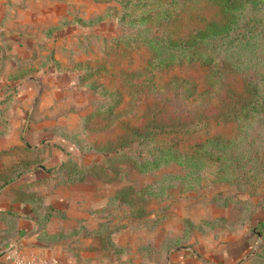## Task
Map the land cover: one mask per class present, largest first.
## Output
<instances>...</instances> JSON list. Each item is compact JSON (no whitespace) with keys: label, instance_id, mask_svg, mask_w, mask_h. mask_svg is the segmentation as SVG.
Wrapping results in <instances>:
<instances>
[{"label":"rangeland","instance_id":"rangeland-1","mask_svg":"<svg viewBox=\"0 0 264 264\" xmlns=\"http://www.w3.org/2000/svg\"><path fill=\"white\" fill-rule=\"evenodd\" d=\"M67 8L61 39L42 43L45 74L67 80L61 94L48 82L47 136L68 143V180L113 186L99 243L77 239V260L91 262L93 248L101 262L146 264L243 237L252 245L238 264H264V0ZM123 218L146 235L115 240Z\"/></svg>","mask_w":264,"mask_h":264},{"label":"crops","instance_id":"crops-1","mask_svg":"<svg viewBox=\"0 0 264 264\" xmlns=\"http://www.w3.org/2000/svg\"><path fill=\"white\" fill-rule=\"evenodd\" d=\"M67 16V0H0V177L9 179L0 188V264H14L17 256L35 264L47 258L85 264L77 260L74 244L78 239L98 245L100 223L109 215L113 186L94 175L68 180L65 163L73 156L68 143L47 136L51 107L46 110L42 101L48 82L55 81V92L61 94L67 80L55 71L45 74L42 43L61 39ZM33 50L38 54L30 60ZM121 223L122 231H114L120 243L146 232L131 228L127 218ZM251 245L250 239L240 237L216 248L180 246L146 264H238ZM94 254L93 248L84 252L92 258L86 264H134L117 263L114 257L101 262Z\"/></svg>","mask_w":264,"mask_h":264},{"label":"built area","instance_id":"built-area-1","mask_svg":"<svg viewBox=\"0 0 264 264\" xmlns=\"http://www.w3.org/2000/svg\"><path fill=\"white\" fill-rule=\"evenodd\" d=\"M41 262L43 264H61L59 259H57V258L42 259ZM14 264H35V261L30 260V259H26L24 256H17Z\"/></svg>","mask_w":264,"mask_h":264},{"label":"trees","instance_id":"trees-1","mask_svg":"<svg viewBox=\"0 0 264 264\" xmlns=\"http://www.w3.org/2000/svg\"><path fill=\"white\" fill-rule=\"evenodd\" d=\"M241 1H244V0H241ZM235 7H229V6H226L225 7V10L226 11H231L232 9H234ZM212 31H214V30H211V31H207V32H205L204 34H202V35H207V34H209L210 32H212ZM71 158H69L66 162H68L69 160H70ZM65 165H66V163H65ZM91 167V166H90ZM84 168H88V167H84ZM92 169H94L93 167H92ZM97 170V169H96Z\"/></svg>","mask_w":264,"mask_h":264}]
</instances>
